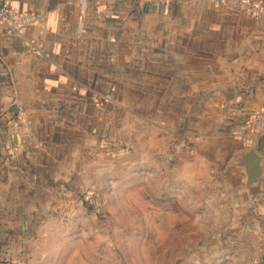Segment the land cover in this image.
I'll return each instance as SVG.
<instances>
[{
    "label": "crops",
    "instance_id": "1",
    "mask_svg": "<svg viewBox=\"0 0 264 264\" xmlns=\"http://www.w3.org/2000/svg\"><path fill=\"white\" fill-rule=\"evenodd\" d=\"M250 2L0 0L31 20L0 22V264H57L89 194L196 158L225 179L234 224L264 228V173L251 199L236 164L256 148L264 165V0Z\"/></svg>",
    "mask_w": 264,
    "mask_h": 264
},
{
    "label": "rangeland",
    "instance_id": "2",
    "mask_svg": "<svg viewBox=\"0 0 264 264\" xmlns=\"http://www.w3.org/2000/svg\"><path fill=\"white\" fill-rule=\"evenodd\" d=\"M213 170L196 158L89 194L57 264H264L263 226L234 224L225 179Z\"/></svg>",
    "mask_w": 264,
    "mask_h": 264
},
{
    "label": "water",
    "instance_id": "3",
    "mask_svg": "<svg viewBox=\"0 0 264 264\" xmlns=\"http://www.w3.org/2000/svg\"><path fill=\"white\" fill-rule=\"evenodd\" d=\"M233 97V91L230 89L226 98L229 100ZM262 160V154L256 148L246 150L244 153L240 154L236 160V164L246 170V188L249 198L251 199L255 198L261 184V179L264 173Z\"/></svg>",
    "mask_w": 264,
    "mask_h": 264
},
{
    "label": "built area",
    "instance_id": "4",
    "mask_svg": "<svg viewBox=\"0 0 264 264\" xmlns=\"http://www.w3.org/2000/svg\"><path fill=\"white\" fill-rule=\"evenodd\" d=\"M151 3H156L159 0H147ZM240 4H243L247 7L250 11H256L260 10V6H257L255 3H251L250 0H239ZM30 19L25 15H16L14 12H12L9 9L6 8H0V22L4 24H8L10 27L13 28H21L25 27L27 24L30 23ZM31 86H34L33 83H31ZM239 105L242 107L243 111L247 112V106L246 101L244 98L239 99ZM254 118L256 119L258 125H259V131L264 132V114L256 112L254 114ZM140 143L143 144L144 140L143 138L140 140ZM139 143V145H140Z\"/></svg>",
    "mask_w": 264,
    "mask_h": 264
}]
</instances>
